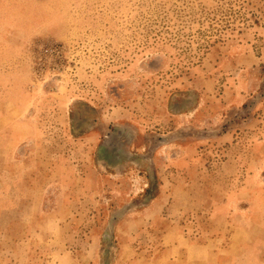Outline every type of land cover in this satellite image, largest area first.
Wrapping results in <instances>:
<instances>
[{
  "label": "rangeland",
  "instance_id": "374dc122",
  "mask_svg": "<svg viewBox=\"0 0 264 264\" xmlns=\"http://www.w3.org/2000/svg\"><path fill=\"white\" fill-rule=\"evenodd\" d=\"M174 221L264 264V0H0V264H156Z\"/></svg>",
  "mask_w": 264,
  "mask_h": 264
},
{
  "label": "crops",
  "instance_id": "0c3cea01",
  "mask_svg": "<svg viewBox=\"0 0 264 264\" xmlns=\"http://www.w3.org/2000/svg\"><path fill=\"white\" fill-rule=\"evenodd\" d=\"M184 212V211H183ZM182 213H178L174 215L175 218L180 216ZM174 226L170 228L162 237V245H163V252L162 255L158 258L156 264H217L218 258L215 254L212 253L208 259L202 255L200 252L201 246L198 244L192 245L188 244V236L186 235V228L177 221H174ZM246 232L252 231V226L247 225ZM235 232H238V229L233 228L232 235L229 236L228 240L226 241L222 237L214 238L210 240L209 247L212 250L224 251L227 249L229 243L233 241ZM245 235V234H244ZM243 235V236H244ZM233 243V242H232ZM249 243L247 241H243L242 247H247ZM207 244H203V247H206ZM140 262V261H139ZM140 264H145L142 261Z\"/></svg>",
  "mask_w": 264,
  "mask_h": 264
}]
</instances>
